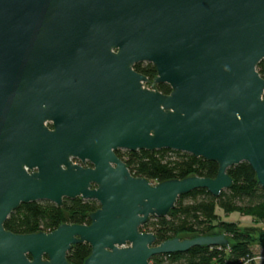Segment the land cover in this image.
Masks as SVG:
<instances>
[{
    "label": "water",
    "instance_id": "1",
    "mask_svg": "<svg viewBox=\"0 0 264 264\" xmlns=\"http://www.w3.org/2000/svg\"><path fill=\"white\" fill-rule=\"evenodd\" d=\"M262 60L264 0H0V264H69L79 244L83 264L229 246L223 232L157 245L140 227L195 190L218 198L243 162L264 190ZM159 150L215 162L216 177L151 184L116 155ZM77 198L99 205L89 225L4 228L23 204Z\"/></svg>",
    "mask_w": 264,
    "mask_h": 264
},
{
    "label": "trees",
    "instance_id": "2",
    "mask_svg": "<svg viewBox=\"0 0 264 264\" xmlns=\"http://www.w3.org/2000/svg\"><path fill=\"white\" fill-rule=\"evenodd\" d=\"M134 69L147 75L150 81L156 75L151 63L135 64ZM257 69L264 77V60L258 63ZM156 87L170 92V87L165 83L157 84ZM117 156L130 167L133 177H145L151 184L193 176L213 179L218 171L215 162L171 150L120 151ZM227 173L234 184L218 198L212 197L206 190H195L179 197L167 217H153L140 230L142 233L153 232L157 245L181 236L223 232L229 240V246L195 247L185 253L154 256L149 264H257L253 247L258 238L252 229L241 230L236 223L222 220L216 210L228 216L238 214L248 217L254 224L264 226V190L257 185L255 173L247 163L231 167ZM97 209V202L79 198L65 199L61 208L46 201L23 204L11 213L4 228L15 232L50 233L63 224L89 225L88 216ZM258 240L264 247V232ZM90 253L88 244H79L67 253L66 259L69 264H83Z\"/></svg>",
    "mask_w": 264,
    "mask_h": 264
},
{
    "label": "rangeland",
    "instance_id": "3",
    "mask_svg": "<svg viewBox=\"0 0 264 264\" xmlns=\"http://www.w3.org/2000/svg\"><path fill=\"white\" fill-rule=\"evenodd\" d=\"M216 213L222 220L226 222L236 223L241 230L252 229V233H254L255 237L258 239H259V236L264 232V226H262L261 224H254L253 221L248 217H242L238 214H231L228 216V215H225L219 209L216 210ZM183 237H187V236H181V238ZM258 239L256 241V244L253 247V253L256 257L255 262L257 264L264 262V247H262L259 244L260 241Z\"/></svg>",
    "mask_w": 264,
    "mask_h": 264
},
{
    "label": "flooded vegetation",
    "instance_id": "4",
    "mask_svg": "<svg viewBox=\"0 0 264 264\" xmlns=\"http://www.w3.org/2000/svg\"><path fill=\"white\" fill-rule=\"evenodd\" d=\"M149 79V78H148ZM151 81L149 80V83H150ZM156 86V85H155ZM118 152H120V151H117L116 152V155H117V153ZM76 164H80V165H84V166H87L88 168H90L91 167V165L88 163V162H85V163H81L80 161H78V160H76V159H72Z\"/></svg>",
    "mask_w": 264,
    "mask_h": 264
},
{
    "label": "built area",
    "instance_id": "5",
    "mask_svg": "<svg viewBox=\"0 0 264 264\" xmlns=\"http://www.w3.org/2000/svg\"><path fill=\"white\" fill-rule=\"evenodd\" d=\"M147 85L151 88L154 89L155 87H152L150 83H147Z\"/></svg>",
    "mask_w": 264,
    "mask_h": 264
}]
</instances>
